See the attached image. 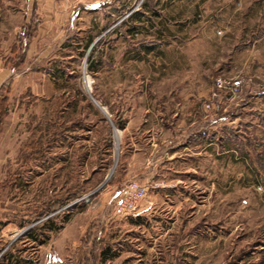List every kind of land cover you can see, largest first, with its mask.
Wrapping results in <instances>:
<instances>
[{"label": "rangeland", "instance_id": "obj_1", "mask_svg": "<svg viewBox=\"0 0 264 264\" xmlns=\"http://www.w3.org/2000/svg\"><path fill=\"white\" fill-rule=\"evenodd\" d=\"M129 180L145 195L114 215ZM7 253L264 264V0H0Z\"/></svg>", "mask_w": 264, "mask_h": 264}, {"label": "built area", "instance_id": "obj_2", "mask_svg": "<svg viewBox=\"0 0 264 264\" xmlns=\"http://www.w3.org/2000/svg\"><path fill=\"white\" fill-rule=\"evenodd\" d=\"M216 88H224L236 91L238 82H224L221 79H216L214 82ZM146 192L145 185L136 180H129L118 189V198L113 206L114 215H126L133 212L138 202L144 197Z\"/></svg>", "mask_w": 264, "mask_h": 264}, {"label": "trees", "instance_id": "obj_3", "mask_svg": "<svg viewBox=\"0 0 264 264\" xmlns=\"http://www.w3.org/2000/svg\"><path fill=\"white\" fill-rule=\"evenodd\" d=\"M39 21L37 19L27 22L25 25H23V29L21 33L17 36L18 42L20 45H24V42L31 38L37 29ZM56 227H53V230H55ZM35 239V238H34ZM108 248H104L99 252V256L101 258H109ZM0 264H31L30 260H27L25 258L18 257L16 255H12L10 253H7L4 255V258L1 259Z\"/></svg>", "mask_w": 264, "mask_h": 264}, {"label": "water", "instance_id": "obj_4", "mask_svg": "<svg viewBox=\"0 0 264 264\" xmlns=\"http://www.w3.org/2000/svg\"><path fill=\"white\" fill-rule=\"evenodd\" d=\"M101 108V107H100ZM102 109V108H101Z\"/></svg>", "mask_w": 264, "mask_h": 264}]
</instances>
